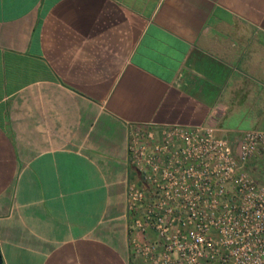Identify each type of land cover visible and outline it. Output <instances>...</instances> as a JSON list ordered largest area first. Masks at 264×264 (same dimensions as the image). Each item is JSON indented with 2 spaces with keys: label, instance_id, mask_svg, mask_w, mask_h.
I'll return each instance as SVG.
<instances>
[{
  "label": "crops",
  "instance_id": "crops-1",
  "mask_svg": "<svg viewBox=\"0 0 264 264\" xmlns=\"http://www.w3.org/2000/svg\"><path fill=\"white\" fill-rule=\"evenodd\" d=\"M164 126L264 131V0H0L2 264H142L128 134Z\"/></svg>",
  "mask_w": 264,
  "mask_h": 264
},
{
  "label": "built area",
  "instance_id": "built-area-1",
  "mask_svg": "<svg viewBox=\"0 0 264 264\" xmlns=\"http://www.w3.org/2000/svg\"><path fill=\"white\" fill-rule=\"evenodd\" d=\"M131 256L148 264H264V131L238 144L210 126L129 131ZM141 239H138V237Z\"/></svg>",
  "mask_w": 264,
  "mask_h": 264
},
{
  "label": "rangeland",
  "instance_id": "rangeland-1",
  "mask_svg": "<svg viewBox=\"0 0 264 264\" xmlns=\"http://www.w3.org/2000/svg\"><path fill=\"white\" fill-rule=\"evenodd\" d=\"M250 171H251V174L254 176V177H259V176H261V180H262V182H264V173H262V175H259V174H257L256 172H255V170L254 169H250ZM142 264H148V263H142Z\"/></svg>",
  "mask_w": 264,
  "mask_h": 264
},
{
  "label": "water",
  "instance_id": "water-1",
  "mask_svg": "<svg viewBox=\"0 0 264 264\" xmlns=\"http://www.w3.org/2000/svg\"><path fill=\"white\" fill-rule=\"evenodd\" d=\"M0 264H2V259H1V255H0Z\"/></svg>",
  "mask_w": 264,
  "mask_h": 264
},
{
  "label": "trees",
  "instance_id": "trees-1",
  "mask_svg": "<svg viewBox=\"0 0 264 264\" xmlns=\"http://www.w3.org/2000/svg\"><path fill=\"white\" fill-rule=\"evenodd\" d=\"M261 171H263V172H264V169H262Z\"/></svg>",
  "mask_w": 264,
  "mask_h": 264
}]
</instances>
